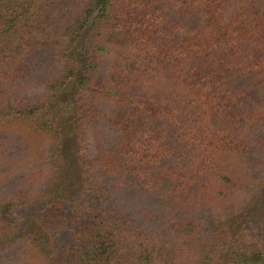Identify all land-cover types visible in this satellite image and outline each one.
<instances>
[{
  "label": "trees",
  "instance_id": "16d2710c",
  "mask_svg": "<svg viewBox=\"0 0 264 264\" xmlns=\"http://www.w3.org/2000/svg\"><path fill=\"white\" fill-rule=\"evenodd\" d=\"M0 264H264V0H0Z\"/></svg>",
  "mask_w": 264,
  "mask_h": 264
},
{
  "label": "rangeland",
  "instance_id": "374dc122",
  "mask_svg": "<svg viewBox=\"0 0 264 264\" xmlns=\"http://www.w3.org/2000/svg\"><path fill=\"white\" fill-rule=\"evenodd\" d=\"M19 131H20V133H22L25 136V138H27L29 140V142H30V143H28V145L30 146L29 148H31L32 149L31 151H33L35 154V150H34L33 145L35 146L37 144H40V143H38L40 141L37 138L33 137V135H32L33 133L31 132V130L28 128V126L26 124H22V126H20V128H19ZM63 141H65V140L63 139ZM65 151H66V149L63 150V152H65ZM34 154L30 155L31 159L34 156ZM64 157H67V156L64 155Z\"/></svg>",
  "mask_w": 264,
  "mask_h": 264
}]
</instances>
